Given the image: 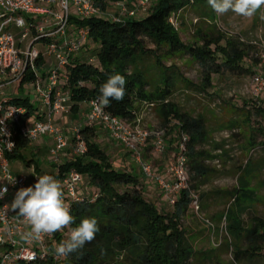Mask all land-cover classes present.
I'll list each match as a JSON object with an SVG mask.
<instances>
[{"label": "trees", "instance_id": "trees-1", "mask_svg": "<svg viewBox=\"0 0 264 264\" xmlns=\"http://www.w3.org/2000/svg\"><path fill=\"white\" fill-rule=\"evenodd\" d=\"M111 1L127 4L136 0ZM94 4L102 15L85 20L70 19L71 26L87 32V43L80 52L69 57L62 77L59 76L60 87L69 93L70 112L76 115L81 104L98 100L99 88L110 75H124L127 83L123 101L112 100L110 106L102 110L131 124L137 119V104H155L162 128L169 133L178 131L186 138L187 172L194 179L204 178L208 171L203 166V160L210 157L200 151V147L207 142L205 122L201 117H192L181 111L170 100L176 90L178 76L174 69L164 67L163 60L179 54L187 55L200 66L202 78L198 87L183 79L185 88L206 94L212 88L213 76H220L224 71H236L245 56L239 52L236 44L226 41L223 36L201 30L196 32L197 40L193 44H184L170 20L190 4L189 0H152L147 13L143 14L145 16L123 18L119 23L111 22L106 15L109 14L108 5L104 0H94ZM93 45L97 47L92 51L95 57L92 54L86 58L87 52L84 50ZM149 45L153 48H148ZM149 58L154 60L152 68H147L144 63ZM90 59L92 62H89ZM43 63L42 58L36 61L37 70L42 68ZM150 72L153 73L152 81L147 78ZM34 80L33 73H25L19 88L34 83ZM8 102L25 109L26 114L13 123L14 148L12 153L6 154V158L9 162L19 161L28 168L34 167V171L39 173L35 160L25 157L24 152L31 142L22 135L21 130L31 118L40 121L42 116L28 98L19 97ZM261 109L259 113H264V106ZM79 134L86 148L84 155H74L56 168V174L51 175L61 181L70 171L76 172L80 177H85L94 197H83L78 187L76 194L80 201L71 199L64 192L75 223L63 231L47 235L44 256L36 262L14 261L11 264H198L194 258L196 255L208 263L212 261L215 250L196 252L180 225L181 217L191 207L194 196L197 197L200 212L199 198L189 184L173 206L168 204L173 211L162 214L144 198L138 178L112 166L107 154L95 143L94 127L84 125L79 129ZM178 145L175 143L172 146L175 153ZM260 169H264V161L244 166L243 176H239L237 188L231 193V203L221 218L230 241L224 247L232 248L233 264L241 259L250 261L264 253V219L253 216L248 224L242 220V216L256 203L250 181ZM165 180L172 183L170 177ZM93 217L97 219L100 229L95 239L78 253L59 257L55 261V249L69 238L71 228L78 226L82 219ZM208 228L214 233V226Z\"/></svg>", "mask_w": 264, "mask_h": 264}, {"label": "rangeland", "instance_id": "rangeland-1", "mask_svg": "<svg viewBox=\"0 0 264 264\" xmlns=\"http://www.w3.org/2000/svg\"><path fill=\"white\" fill-rule=\"evenodd\" d=\"M106 1L108 13L114 14L112 11H115L117 14L115 3L111 0ZM189 2L190 4L172 20V26L184 44H193L197 40L196 32L201 30L204 33L223 36L226 41L236 44L239 52L245 56L236 71H224L220 76H213L212 88L206 94L185 88L183 79L198 87L202 78L200 66L191 61L187 55L179 54L172 59L163 60L164 67L174 69L178 76L176 90L170 100L190 116L201 117L208 133L206 144L200 147V151L210 156L203 160V166L208 173L202 179H194L191 173H188L189 188L199 198L200 212L195 214L194 209L188 207L181 217L180 225L187 233L196 252L215 250L210 263L203 261L200 255L194 256L198 264H233L232 248L224 247L230 241L221 218L231 203V193L237 188L239 176H243L244 166L247 163L261 164L264 161V113H259L264 106V88L259 90L260 86L253 82L257 75L264 79V17L261 14L264 13V9L253 17L238 16L231 11L218 15L208 6L207 0H189ZM132 4L129 2L126 5L132 7ZM149 7L150 5L145 12L138 13V18L145 16L143 14L147 13ZM10 31L15 38L16 48L20 52H25L32 42L31 37L20 40L21 30L12 28ZM96 48L94 45L88 46L85 57L92 55V51ZM148 48L153 47L149 45ZM32 50L39 53L44 60L43 67L37 72L42 80L51 68L57 67V61L54 56L48 55L47 46L42 41L34 43ZM144 63L147 68H152L154 60L149 58ZM147 78L149 81L151 78L152 81L153 73L150 72ZM19 97L28 98L29 102L38 108L39 115L42 111H46L41 106L33 83L22 88H19V84L0 88V102ZM70 107L71 103L68 102L65 112L61 113L60 118V114H56L54 122L66 141V147L59 154L58 161L50 163L51 158L46 152L49 146L45 142H52L53 146L54 142L47 135L30 143L24 152L28 160L33 159L38 164L39 173L34 171V167H29L30 171L25 163L19 161L9 163L12 172L23 175L32 184L40 175L55 174L58 166L74 156L73 130L84 127L88 106L87 103L81 104L76 115L70 112ZM136 108L137 119L130 126L136 131L149 134L145 145L138 147L139 158L151 166L153 176L165 179L169 176V166L175 153L172 146L180 143L182 135H179L178 131L169 133L167 129L162 128V121L155 104H137ZM94 129L95 143L107 154L112 166L120 172L138 178L144 198L153 203L162 214L172 212L164 192L157 184L142 175L134 156L125 147L113 142L104 128L98 125ZM159 132H163L161 152H157L153 138V135ZM256 175L250 181V188L255 191L256 203L247 214L242 216L245 224H248L253 216L264 219V169H260ZM85 184V177H81L77 186L81 188L80 194L85 198H93L92 188ZM206 221L214 226V233L205 226ZM18 240L20 241L19 238ZM234 264H264V253L250 261L241 259Z\"/></svg>", "mask_w": 264, "mask_h": 264}, {"label": "built area", "instance_id": "built-area-1", "mask_svg": "<svg viewBox=\"0 0 264 264\" xmlns=\"http://www.w3.org/2000/svg\"><path fill=\"white\" fill-rule=\"evenodd\" d=\"M150 2L151 0H136L132 2V7L115 3L118 13L106 15L114 23L121 22L123 18H136L138 13L146 11ZM99 15L102 14L96 8L94 0H0V88L5 85L19 84L25 73H33L36 94L40 98L42 108L46 111L40 121L34 117L31 118L21 133L31 143L49 135L54 142L49 154L51 163L58 161L59 154L66 147L65 139L53 122L54 115L65 112V106L69 102V93L62 92L59 76L62 77L61 70L69 57L80 52L87 43V32L72 27L70 19L85 20ZM172 20H170L171 25H173ZM12 28L21 30L20 40L31 37L32 42L25 52H20L16 48L15 38L10 31ZM38 41H42L47 46L48 55L54 56L57 61V67L51 68L42 80L37 75L38 70L35 65L42 56L32 50L34 43ZM89 62L92 60L90 59ZM253 82L260 86L259 90L264 88V79L261 76L257 75ZM92 102L87 103L88 113L85 125L88 127L100 125L113 142L125 147L134 156L142 175L157 184L164 192L168 204L173 206L181 191L188 186L185 136L182 135L178 150L169 166L168 175L172 180V183H169L164 178L153 176L151 166L139 158L138 147L145 145L149 134L132 129L130 124L106 114L102 108L98 110ZM25 114V109L11 105L7 99L0 102V130H2L0 133V187L8 189L7 194L0 198V249H2L0 264H11L14 261L36 262L44 256L47 246V235H43L40 239L26 237V242L32 243V248L18 240L23 230L28 226L31 227L24 218L17 216L18 210L13 211L10 207L20 188L34 186L37 182L35 179L31 184L23 175L13 173L9 169L10 162L6 158V154L12 153L14 148L13 123ZM79 129L73 130V154L76 156H82L86 152ZM161 133L163 132L153 135L157 152L163 150ZM9 176L15 179V183L8 181ZM80 180L81 177L76 172L70 171L60 181L66 195L75 201H80L76 194ZM193 198L191 207L195 214H198L197 197ZM206 224L212 227L207 221ZM58 259L59 256L54 254V260L58 261Z\"/></svg>", "mask_w": 264, "mask_h": 264}, {"label": "clouds", "instance_id": "clouds-1", "mask_svg": "<svg viewBox=\"0 0 264 264\" xmlns=\"http://www.w3.org/2000/svg\"><path fill=\"white\" fill-rule=\"evenodd\" d=\"M208 6L218 15L231 11L242 17H253L264 9V0H207ZM264 17V13H261ZM126 78L115 73L109 76L99 88L100 96L93 101L99 110L107 108L111 101H123L126 94ZM2 133V130H0ZM10 183L15 179L9 176ZM7 187H0V198L7 194ZM13 211L18 210L19 217L24 218L31 227L30 238L40 239L43 235H52L63 231L75 223L70 205L65 200V194L60 181L52 175L38 176L34 186L20 188L10 205ZM96 218H84L79 225L71 228L69 238L57 245L55 254L67 257L78 253L87 243H91L99 232Z\"/></svg>", "mask_w": 264, "mask_h": 264}, {"label": "crops", "instance_id": "crops-1", "mask_svg": "<svg viewBox=\"0 0 264 264\" xmlns=\"http://www.w3.org/2000/svg\"><path fill=\"white\" fill-rule=\"evenodd\" d=\"M104 2L105 3H107L108 4V2L106 1V0H104ZM111 12V11H110ZM112 13H114V14H116V12L114 11H112ZM73 27V26H72ZM88 50V47H86V49L84 50V52H86ZM61 83V82H60ZM43 86H45V83L43 82ZM43 111H42V113H41V116L43 117ZM38 114H39V112H38ZM60 114V115H59ZM58 115H59V118L61 117V113H58ZM56 121V114L54 115V117H53V122H55ZM98 126V125H97ZM100 126V125H99ZM56 127V126H55ZM57 128V127H56ZM103 128V127H102ZM45 143H47V145L49 146L48 147V149L46 150V152H47V155L49 156V154H50V150L53 148V145H52V142H45ZM120 145V144H119ZM49 158H50V156H49ZM51 163V162H50ZM27 167V166H26ZM27 169H29L28 167H27ZM30 171H31V169H29ZM14 173V172H13ZM56 174V173H55ZM18 175H21V174H18ZM167 178H169V176H167ZM31 232V228H29V226L28 227H26L24 230H23V232H22V235L21 236H19L18 238L20 239V242L21 243H24L26 246H28V247H30V248H32L33 247V245H32V243H29L28 241L26 242V237H29L28 236V234ZM30 238V237H29Z\"/></svg>", "mask_w": 264, "mask_h": 264}]
</instances>
